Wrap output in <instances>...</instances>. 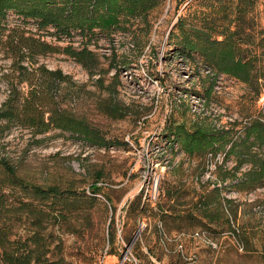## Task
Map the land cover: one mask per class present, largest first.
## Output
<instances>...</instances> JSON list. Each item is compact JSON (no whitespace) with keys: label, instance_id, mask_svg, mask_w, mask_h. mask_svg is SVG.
<instances>
[{"label":"rangeland","instance_id":"obj_1","mask_svg":"<svg viewBox=\"0 0 264 264\" xmlns=\"http://www.w3.org/2000/svg\"><path fill=\"white\" fill-rule=\"evenodd\" d=\"M191 1L167 0L153 11L150 32L136 21L125 33L102 36L95 48L101 73L95 76L65 53L40 58L70 77L58 88L61 106L86 119L109 141L102 147L61 129L33 136L16 125L0 136V158L20 177L64 193L44 204L50 213L44 231L54 243L53 258L71 264H264V187L238 191L237 179L229 176L233 157L219 170L225 154L192 157L179 140L171 144L167 138L177 125L192 128L203 121L220 129L230 128L237 119V129L243 130L254 113L264 110V90L257 96L250 85L219 73L199 54L193 59L177 51L170 30L189 12ZM263 3L258 0L264 27ZM10 19L17 22L14 14ZM47 40L56 42L50 36ZM70 41L78 46L81 37L59 44ZM125 58L129 67L122 68L112 94L107 86L116 73L114 66ZM2 63L9 61L0 56ZM101 75L105 85L97 81ZM6 92L2 83L0 100ZM113 105L117 112L110 109ZM208 166L214 167L211 173ZM6 178L0 163V189L8 195L3 210H9L13 221L20 217L14 221L15 239L28 226L19 206V199L27 196L20 187L5 184ZM95 183L102 190L92 194ZM202 195L214 203L230 200L225 211L230 221L188 217L199 216L196 203ZM63 205L73 210L58 223L53 216ZM197 230L208 231L217 246L194 238Z\"/></svg>","mask_w":264,"mask_h":264},{"label":"trees","instance_id":"obj_2","mask_svg":"<svg viewBox=\"0 0 264 264\" xmlns=\"http://www.w3.org/2000/svg\"><path fill=\"white\" fill-rule=\"evenodd\" d=\"M166 1L0 0V56L9 61L6 65L0 64V85L5 83L7 89L5 98L0 100V136L14 125L29 129L33 136L61 129L79 134L89 143L108 146L109 141L86 119L61 106L58 88L69 82L70 77L61 69H50L40 58L65 53L90 76L100 74L95 48L102 36L125 33L136 21L144 23L150 32L154 27L153 11L164 7ZM183 1L188 0H180ZM190 4L189 12L170 30L169 39L175 38L179 45L177 51L193 59L199 54L219 73L247 83L259 96L264 90V27L258 0H192ZM11 14L17 16V22L11 21ZM78 35L81 37L78 46L71 41L65 46L59 44ZM48 36L56 42L47 40ZM129 64L125 58L114 66L116 73L107 86L112 94L120 83L119 73ZM97 81L105 85L102 75ZM110 109L117 112L118 106ZM239 124L237 119L230 128L220 129L205 121L195 123L192 128L181 124L170 129L167 138L171 144L179 140L184 152L192 157L204 159L225 154L219 170L225 160L233 157L235 166L229 176L237 179L234 185L238 191H252L264 187V110L254 113L243 130L237 129ZM0 163L7 172L5 184L20 187L27 196L19 199V206L28 219L25 232L13 239L12 235H17L13 233L14 221L20 217L15 216L13 221L9 210H3L7 207L8 195L1 188L0 264H71L52 257L54 243L46 236L47 227H44L45 219L50 216L45 202L64 193L57 186L44 188L25 180L5 159L0 158ZM244 166L247 167L242 170ZM226 180L224 176L222 181ZM90 190L97 194L102 188L95 183ZM208 196L202 195L196 203L198 217L191 213L187 216L217 223L226 218L229 222L225 211L230 200L222 198L214 203ZM212 204H216L214 210ZM72 210L63 205L60 214L53 218L61 223L60 219H68Z\"/></svg>","mask_w":264,"mask_h":264},{"label":"built area","instance_id":"obj_3","mask_svg":"<svg viewBox=\"0 0 264 264\" xmlns=\"http://www.w3.org/2000/svg\"><path fill=\"white\" fill-rule=\"evenodd\" d=\"M213 168L214 167H212V166H208L207 171L211 173V169H213ZM192 236L198 240H201V241H204L206 243L217 246V243L210 238V235H209L208 231H206V230H197L192 234Z\"/></svg>","mask_w":264,"mask_h":264}]
</instances>
